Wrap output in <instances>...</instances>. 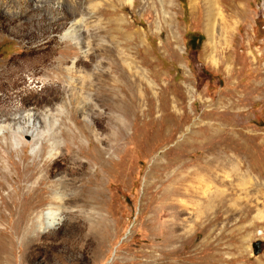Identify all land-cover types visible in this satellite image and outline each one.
Returning a JSON list of instances; mask_svg holds the SVG:
<instances>
[{
    "label": "rangeland",
    "instance_id": "rangeland-1",
    "mask_svg": "<svg viewBox=\"0 0 264 264\" xmlns=\"http://www.w3.org/2000/svg\"><path fill=\"white\" fill-rule=\"evenodd\" d=\"M233 1L243 12L226 11L234 22L217 23L205 47L206 0H0V202L17 192V201L47 204L50 186L71 183L61 189L62 222L40 234L60 243L53 258L27 247L16 215L0 219L12 264H264V0ZM77 20L80 46L64 38ZM187 33L203 36L198 48ZM45 109L65 169L55 158L44 165L53 136L34 155L35 140L24 134L11 147L3 128ZM76 125L86 160L98 164L73 178L61 154L63 131ZM223 158L232 164L217 171L226 187L210 189L221 208L207 210L203 194L180 196L185 213L175 218L171 177ZM82 182L98 201L75 199Z\"/></svg>",
    "mask_w": 264,
    "mask_h": 264
},
{
    "label": "bare ground",
    "instance_id": "bare-ground-1",
    "mask_svg": "<svg viewBox=\"0 0 264 264\" xmlns=\"http://www.w3.org/2000/svg\"><path fill=\"white\" fill-rule=\"evenodd\" d=\"M233 9H238L240 12H243L242 8L237 3H235L233 0H230V3L227 5L223 4L221 0H206V11H205V20H204L205 25L204 26L208 34V42L206 43L205 47L210 46L211 35L217 23L219 24L223 22L224 23L234 22L232 21L231 17L233 15H236V13L226 14V11L228 10L232 11ZM80 23H81V20L79 21L77 20L75 25L72 26V28H70L69 30H67L66 33L64 34V38L74 41L75 44H77V46H80L82 44V34L80 33V30L77 29V26L80 25ZM226 29H228V26ZM69 71H71V69H69ZM70 80H71L70 83H67L68 87H72L71 82L73 80L72 79ZM129 101L131 100L129 99ZM49 111L50 109H45V111L41 113L39 112L40 113L39 115H37L36 113H28L24 116L20 115L17 118L18 123L17 122L16 123L18 125L16 127L14 126L12 127L11 125H9L10 124L9 123L5 125L3 128L8 130L9 143L11 147H13L14 145L18 146L20 143H22L21 137L24 134L29 135L32 140H35L31 148L32 154L34 155H36V153L40 151L41 146L38 144H41L43 137L48 136V135L53 136L54 140L51 141L49 144L50 148L48 151V155L46 159L44 160V165L50 167L51 166L50 161L53 158H55L53 160L52 165L58 167L59 169H65L66 168L65 165L59 163L56 160V157H58V154L61 149H60V142L56 138L58 137L57 132L53 130V128H55L54 126L56 124L55 123L56 121H54L52 124L49 122V115L52 116V114H50ZM53 117H52V120H53ZM39 118L42 119V123H43L42 128H41V125L39 126L37 122V119ZM80 134L82 135L84 134L83 129L77 125L75 126V129L72 132L63 131V135H64L63 137L65 139H69L70 142L65 143V146H64L65 148L63 147L65 149V154H61V156H63L64 161H67L69 159L73 160L75 166L73 167V169L72 168L68 169L70 176L73 178L81 171H84L87 165H89V163H91L92 161H94L95 164H98L97 163L98 160L94 156L91 161L86 160V156H84L82 152L83 142L80 139V136H81ZM73 144H75L76 147H74ZM205 145H206L205 147L207 151H212L215 148L213 147L215 145L209 141ZM38 146L40 147L38 148ZM116 146H117V143H115L114 147L116 148ZM80 158L85 159V161L80 160ZM8 162L10 161L8 160ZM221 162L223 163V165L221 164L220 166L215 160L209 159L205 162H201L200 164H198L197 168L195 167V169H193L192 171L187 172L185 176H182L181 172L178 171L171 177L172 185L174 186L172 187V190L169 191V195L167 198L169 199V202H170L171 213L175 218L179 219L180 216L185 213V207L184 205L181 204L182 202L178 199V197L180 196L198 197L203 194V195H206L207 200H209L208 201L209 203H207L206 205L207 210L216 209L217 207L221 208V206H219L221 201L217 199L219 198L217 191L210 190L211 186H213L214 188L216 186V187H220L224 189L226 187L224 186L226 182H224L222 179L217 177L218 176L217 171L222 170L221 167H223V169H226L227 167H224V165L231 166L232 164H230L229 159H225V158H223ZM233 168L235 169V171L239 170L237 165H234ZM51 171L52 170L47 169L46 174L45 175L42 174L43 176L41 177V181L47 179L48 176L51 174ZM244 174H246V172ZM188 179H191V180L195 179L197 184L195 185L187 184ZM61 181H60V184H53L52 186H50L49 188V191H50L49 199L50 200L47 204H42L41 202L33 203L30 200L17 201L15 199V195L17 194V192L9 195L10 202H6V203L4 201L0 202V208L5 207L10 210V213L7 217L4 216V214L0 212V219L4 220L6 218L7 221L8 220L12 221L13 219H16V216H17V220H16L17 223L14 226L15 227L14 231L18 234V236L22 237L27 247L35 249V253L38 259L43 258L44 260H47L48 258H53L56 255L55 251L60 246L59 242L50 240L49 236H48L49 237L48 240H43L40 237V234L46 233L52 229H55L58 225H60V223L63 220L61 213H60V209L63 207V205H65V203L67 204L69 200H66L67 195H64L61 192V189L71 186L70 185L71 183H66V182L64 183V181L63 182ZM91 182H94V181H91ZM85 194L92 195V199H95L96 201H98L100 198V197L97 198L96 196L97 194H99V192H96L95 190L91 189L89 186H86V182H82L79 191L73 196L76 199V198L83 197V195ZM225 197L226 196L222 197L223 200H225ZM71 201H72V198H71ZM10 204L14 205V208L11 207ZM197 209L199 213L202 212L198 206H197ZM226 213H227V217L229 218L230 216L228 215L229 213L227 211ZM12 249H13V241H12L11 236L9 234H5V232H0V264H12L13 263L9 255V252ZM73 249H74V246L71 247L69 244L68 251H72ZM3 253L5 254L7 253V255L4 257L1 256V254Z\"/></svg>",
    "mask_w": 264,
    "mask_h": 264
},
{
    "label": "trees",
    "instance_id": "trees-1",
    "mask_svg": "<svg viewBox=\"0 0 264 264\" xmlns=\"http://www.w3.org/2000/svg\"><path fill=\"white\" fill-rule=\"evenodd\" d=\"M184 2V0H182ZM203 36L197 33H187L186 40H187V47L189 48H198L201 44ZM196 42L195 47H193V43Z\"/></svg>",
    "mask_w": 264,
    "mask_h": 264
},
{
    "label": "water",
    "instance_id": "water-1",
    "mask_svg": "<svg viewBox=\"0 0 264 264\" xmlns=\"http://www.w3.org/2000/svg\"><path fill=\"white\" fill-rule=\"evenodd\" d=\"M254 254H258L261 251V242L257 241L253 244Z\"/></svg>",
    "mask_w": 264,
    "mask_h": 264
}]
</instances>
